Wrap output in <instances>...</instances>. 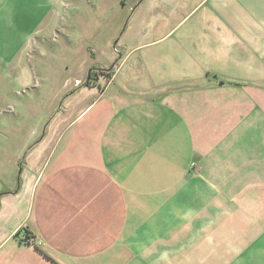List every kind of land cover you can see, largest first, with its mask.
I'll return each mask as SVG.
<instances>
[{"label":"crops","instance_id":"obj_1","mask_svg":"<svg viewBox=\"0 0 264 264\" xmlns=\"http://www.w3.org/2000/svg\"><path fill=\"white\" fill-rule=\"evenodd\" d=\"M55 1L0 13L41 96L3 138L0 264H264V0H95L124 16L116 59L70 40L31 72L16 57Z\"/></svg>","mask_w":264,"mask_h":264},{"label":"rangeland","instance_id":"obj_2","mask_svg":"<svg viewBox=\"0 0 264 264\" xmlns=\"http://www.w3.org/2000/svg\"><path fill=\"white\" fill-rule=\"evenodd\" d=\"M11 1L0 0V13L9 6ZM49 10L50 17H56L57 23L50 25L48 20L38 24L16 57V59H24L28 70L31 71L34 67V70L36 68L39 73H50L49 67L37 66L35 62L43 61L39 59L66 58L65 49L59 46L61 43L67 46L70 40L90 41L96 46L97 56L88 57L81 52L80 56L72 57L71 54L70 56L67 54V58L116 59L113 45L120 35L118 24L120 21L124 23V16H111L105 12H98L99 8L95 0H56ZM3 18L6 20L7 27L4 22H0V153L17 152L16 145H5L3 138L13 136L15 123L23 117V113L19 112L18 100L30 101V104L35 102V105H38L41 99L38 91L35 90L37 87L18 91L17 83L13 80L14 73H17L18 62H12V59L18 47L13 48V41L18 43L20 39L15 31L9 30V28L12 29V17L0 16V19ZM24 18L23 22L26 23V16ZM68 51L70 53V49ZM37 115L43 116L46 112H37Z\"/></svg>","mask_w":264,"mask_h":264},{"label":"built area","instance_id":"obj_3","mask_svg":"<svg viewBox=\"0 0 264 264\" xmlns=\"http://www.w3.org/2000/svg\"><path fill=\"white\" fill-rule=\"evenodd\" d=\"M19 236H20V240L23 243H26L29 245H36V243H37L36 237L33 234H31V232L28 231L27 229L20 230Z\"/></svg>","mask_w":264,"mask_h":264},{"label":"trees","instance_id":"obj_4","mask_svg":"<svg viewBox=\"0 0 264 264\" xmlns=\"http://www.w3.org/2000/svg\"><path fill=\"white\" fill-rule=\"evenodd\" d=\"M96 69H92L91 73L89 74V79L87 81V83H90L92 80H94V78L96 77V73H95ZM115 71V66L108 68V69H100L99 72L103 73V74H110L112 72Z\"/></svg>","mask_w":264,"mask_h":264}]
</instances>
